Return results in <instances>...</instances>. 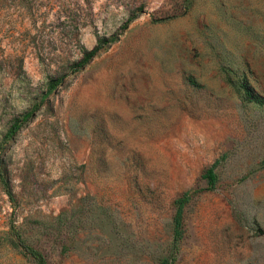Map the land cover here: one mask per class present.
Masks as SVG:
<instances>
[{
  "label": "rangeland",
  "instance_id": "rangeland-1",
  "mask_svg": "<svg viewBox=\"0 0 264 264\" xmlns=\"http://www.w3.org/2000/svg\"><path fill=\"white\" fill-rule=\"evenodd\" d=\"M0 172V264H264V0H0Z\"/></svg>",
  "mask_w": 264,
  "mask_h": 264
},
{
  "label": "trees",
  "instance_id": "trees-1",
  "mask_svg": "<svg viewBox=\"0 0 264 264\" xmlns=\"http://www.w3.org/2000/svg\"><path fill=\"white\" fill-rule=\"evenodd\" d=\"M133 19H129L127 21V23L125 24L128 25ZM100 48H94L93 50H91L90 52H88L86 54V56L83 58V60L80 62L79 64V67H83L84 65H86L99 51ZM31 113H28L24 116L23 118V121H26L29 117H30ZM20 124H17L15 125L12 130H11V135L14 134L16 131L19 130L20 128ZM205 178H208L210 181H214L215 179V176H214V173H213V170H212V167L209 168L204 176ZM0 183L2 185V188L4 190V192L6 193L7 196L11 197V192H10V189L8 187V183L6 182V180L4 179L2 173L0 172ZM183 203H184V200L183 199H180L178 201V204H179V208L181 209L182 206H183ZM174 232H175V237H179L180 236V233H181V215H180V212L179 214H177L174 218ZM28 250V248H27ZM30 253V252H29ZM32 253V252H31Z\"/></svg>",
  "mask_w": 264,
  "mask_h": 264
}]
</instances>
